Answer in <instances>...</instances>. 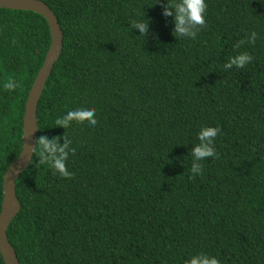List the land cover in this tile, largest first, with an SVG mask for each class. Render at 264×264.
I'll use <instances>...</instances> for the list:
<instances>
[{
    "label": "trees",
    "instance_id": "1",
    "mask_svg": "<svg viewBox=\"0 0 264 264\" xmlns=\"http://www.w3.org/2000/svg\"><path fill=\"white\" fill-rule=\"evenodd\" d=\"M40 1L63 40L37 104L38 138H67L74 151L70 177L35 149L15 181L21 209L6 234L19 263L184 264L204 252L264 264V0H205L194 39L174 33L169 0ZM50 45L41 15L0 9V211ZM243 52L251 63L224 68ZM79 106L95 108V127L56 125ZM203 126L220 128L216 154L193 175Z\"/></svg>",
    "mask_w": 264,
    "mask_h": 264
},
{
    "label": "clouds",
    "instance_id": "2",
    "mask_svg": "<svg viewBox=\"0 0 264 264\" xmlns=\"http://www.w3.org/2000/svg\"><path fill=\"white\" fill-rule=\"evenodd\" d=\"M207 4L205 0H169L168 5L164 9V15L173 16L174 33L179 37L195 38L197 32L205 25V13ZM141 33L146 30L145 23H138L135 25ZM258 35L255 31L248 35V43H255ZM239 45H237L238 47ZM253 57L247 52H243L230 57L224 64L225 69L243 68L252 62ZM17 82L9 77L3 88L12 91L17 88ZM73 121L84 122L95 127L97 120L95 118V108L92 106H79L75 109L68 110L66 113L58 118L56 125L68 128ZM220 133L219 127L203 126L197 133V140L199 141L192 148L191 155L193 157L191 163V172L193 175L202 174L201 161L206 158L214 157L216 154L213 142ZM71 141L65 138L63 144H59L57 138L49 139L41 136L36 141V152L41 165H49L55 172L62 177H70L72 173L66 167V161L70 151ZM184 264H221V262L214 256L201 252L190 255Z\"/></svg>",
    "mask_w": 264,
    "mask_h": 264
},
{
    "label": "water",
    "instance_id": "3",
    "mask_svg": "<svg viewBox=\"0 0 264 264\" xmlns=\"http://www.w3.org/2000/svg\"><path fill=\"white\" fill-rule=\"evenodd\" d=\"M0 9L35 12L47 21L51 34L50 48L25 104L22 152L9 166L3 179V201L0 211V255L5 264H20L6 234L8 226L21 209L15 194V181L26 170L35 151L38 139L37 104L53 66L60 57L63 34L52 10L40 0H0Z\"/></svg>",
    "mask_w": 264,
    "mask_h": 264
}]
</instances>
